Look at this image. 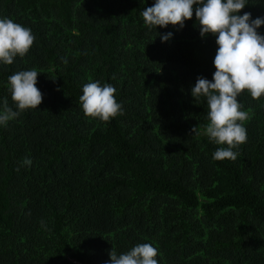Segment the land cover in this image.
I'll return each mask as SVG.
<instances>
[{
  "label": "trees",
  "instance_id": "obj_1",
  "mask_svg": "<svg viewBox=\"0 0 264 264\" xmlns=\"http://www.w3.org/2000/svg\"><path fill=\"white\" fill-rule=\"evenodd\" d=\"M154 2L0 0V18L35 37L0 62V111L5 99L17 110L8 77L19 71L38 72L43 97L0 126V264H105L142 243L158 264H264V95L238 96L247 142L235 161L214 159L226 145L205 134L207 101L191 88L212 80L216 37L200 35L195 5L182 28L149 29ZM244 12L264 18V0ZM93 81L116 88L121 115H84Z\"/></svg>",
  "mask_w": 264,
  "mask_h": 264
},
{
  "label": "clouds",
  "instance_id": "obj_2",
  "mask_svg": "<svg viewBox=\"0 0 264 264\" xmlns=\"http://www.w3.org/2000/svg\"><path fill=\"white\" fill-rule=\"evenodd\" d=\"M246 3L248 0H155L142 12L144 24L149 29L168 25L182 28L184 22L193 17L195 5L200 35H215L218 47L212 80L198 77L191 95L196 100L206 98L209 123L205 134L215 144L226 145L214 152L216 160L235 161L239 153L233 149L247 142L242 122L249 120L250 114L241 110L238 96L244 91L256 100L264 95V35L257 32L264 18L252 19L249 12L239 15ZM171 36V32L162 35V42ZM34 40L30 28L10 18H0V62L4 65H11L17 56L23 58ZM37 76L36 70H25L8 77L11 100L17 110L14 111L5 99L0 111V126L6 127L21 112L37 109L42 103V93L36 87ZM116 91L110 84L101 86L99 81L84 84L79 97L84 115L104 122L121 115L123 109L115 98ZM191 131L199 135L197 127ZM23 164L31 166L32 161L26 157ZM157 255V248L142 243L119 255L111 249L110 260L105 264H158Z\"/></svg>",
  "mask_w": 264,
  "mask_h": 264
}]
</instances>
